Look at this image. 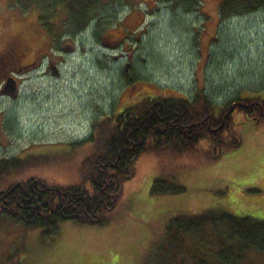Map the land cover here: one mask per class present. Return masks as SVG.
Wrapping results in <instances>:
<instances>
[{"label": "rangeland", "instance_id": "374dc122", "mask_svg": "<svg viewBox=\"0 0 264 264\" xmlns=\"http://www.w3.org/2000/svg\"><path fill=\"white\" fill-rule=\"evenodd\" d=\"M168 1L129 0L122 8L115 2L108 6V27L102 23L98 31L100 41L87 30L62 38L59 57L50 52L62 60L58 70L18 75L14 92L2 86L12 70L2 76L0 159L25 161L12 183L78 188L80 165L94 150L70 143L87 139L96 121L146 100L193 97L196 89L218 105L239 95L264 100V9L206 24V15ZM11 2L0 0V34L14 33L26 20L39 26L34 12L22 14ZM128 61L132 68L126 70ZM230 121L240 146L214 163L143 153L106 225L62 222L55 236L42 238L40 229L2 218L0 264H193L231 245L235 239L225 223L211 224L205 216L264 219V119L255 125L236 110ZM161 173H170L185 192L150 194ZM197 218L205 223L195 231L174 230L176 221ZM244 252L240 264H264V254Z\"/></svg>", "mask_w": 264, "mask_h": 264}, {"label": "trees", "instance_id": "16d2710c", "mask_svg": "<svg viewBox=\"0 0 264 264\" xmlns=\"http://www.w3.org/2000/svg\"><path fill=\"white\" fill-rule=\"evenodd\" d=\"M127 1L129 0H12L11 6L19 9L22 14L34 12L39 26L34 20H26L14 33L0 34V80L10 70H18L21 66V56L15 58L12 54L14 50L22 51L27 37L21 36L18 30L30 27L29 30L33 29V32L37 26L49 41L59 36L62 39L90 30L95 40L100 41L98 31L105 29L101 25L107 23L108 27V21L111 19L109 16L112 12L108 6L117 2L120 3L117 8H122ZM168 2H174L184 12L192 13L196 10L203 14V18L206 15V24L211 21L220 23L235 16H247L264 9V0ZM208 4L212 8L205 11V8L209 7ZM98 25L101 26L100 30H97ZM121 73L125 78V73ZM225 108L228 110L223 114ZM236 110L247 121H255L257 125L264 119V100L242 99L239 95L232 101L218 105L210 101L202 89H196L193 97L146 100L122 110L118 115L105 116V120L93 123L92 133L87 139L70 143L75 150L87 144L94 150L87 163L83 161L80 165L79 169L84 175L78 188L44 186L45 189L38 195L37 188L41 187L42 183L36 185L34 180L12 183L10 180V176L16 171H23L25 161L19 156L1 158L0 220L8 216L25 227L40 229L44 237L55 236L62 222L106 225L124 183L130 180L132 167L143 153L150 152L157 157L174 159L195 158L211 164L224 153L239 147L241 141L233 131L234 123L230 121ZM68 192H71L74 202L70 206H63L58 198L59 193ZM163 192L179 194L185 192V187L170 173H161L153 181L150 194ZM56 199L59 204L55 203ZM205 217L211 218L208 219L211 224L225 223L235 242L217 250L209 257L196 260L193 264H240L246 250L264 254V219L226 213ZM204 223L205 221L199 218L182 225L176 221L174 230L176 233L180 230H184L183 233L191 232Z\"/></svg>", "mask_w": 264, "mask_h": 264}, {"label": "flooded vegetation", "instance_id": "af4514ba", "mask_svg": "<svg viewBox=\"0 0 264 264\" xmlns=\"http://www.w3.org/2000/svg\"><path fill=\"white\" fill-rule=\"evenodd\" d=\"M29 28L18 30L20 31L21 36L24 35L27 37V40H26V44L24 45L21 51V64H20L21 66L19 67L18 70H15L16 73L17 72L20 73L19 74L20 76L21 75L26 76L28 74H31V72L36 71L40 67L44 72L50 69L58 70V67L60 66L62 60L57 59V56L55 54H51L50 52L57 51L59 57L60 51H62L60 46V42H61L60 36L58 38H54L49 41L52 45V48L49 49V51H46L44 34L39 30L37 26H36L37 29H35L33 32H31L33 29L30 31ZM126 31L129 32L128 30ZM110 33H111L110 37L111 38L114 37V31H111ZM67 38L70 37L66 36L63 39H67ZM55 41H57L58 44H56ZM111 42L116 43L121 41L115 39V40H111ZM69 50L71 49L69 48ZM129 61H132V58H130ZM129 61L127 67L125 68L126 70L132 68V64ZM36 185H38V183H36ZM40 186L41 187L38 186L39 188H37L38 195L41 194L45 189L43 184ZM58 198L61 200L63 206H66L67 204L70 206L74 202L72 200L73 196L71 192H68V194L59 193ZM55 203L59 204L58 199L55 200Z\"/></svg>", "mask_w": 264, "mask_h": 264}, {"label": "water", "instance_id": "95a60500", "mask_svg": "<svg viewBox=\"0 0 264 264\" xmlns=\"http://www.w3.org/2000/svg\"><path fill=\"white\" fill-rule=\"evenodd\" d=\"M15 87H16V84H15L14 79L9 78V80H7L5 88L8 89V92H14Z\"/></svg>", "mask_w": 264, "mask_h": 264}, {"label": "bare ground", "instance_id": "6f19581e", "mask_svg": "<svg viewBox=\"0 0 264 264\" xmlns=\"http://www.w3.org/2000/svg\"><path fill=\"white\" fill-rule=\"evenodd\" d=\"M116 113V112H115Z\"/></svg>", "mask_w": 264, "mask_h": 264}]
</instances>
